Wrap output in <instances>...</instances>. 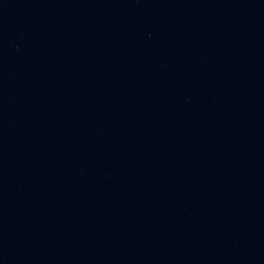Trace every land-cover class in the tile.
<instances>
[{
  "label": "water",
  "instance_id": "obj_1",
  "mask_svg": "<svg viewBox=\"0 0 264 264\" xmlns=\"http://www.w3.org/2000/svg\"><path fill=\"white\" fill-rule=\"evenodd\" d=\"M0 264H264V120L0 215Z\"/></svg>",
  "mask_w": 264,
  "mask_h": 264
}]
</instances>
